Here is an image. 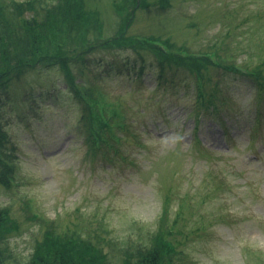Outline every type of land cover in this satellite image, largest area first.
Masks as SVG:
<instances>
[{
  "label": "rangeland",
  "instance_id": "obj_1",
  "mask_svg": "<svg viewBox=\"0 0 264 264\" xmlns=\"http://www.w3.org/2000/svg\"><path fill=\"white\" fill-rule=\"evenodd\" d=\"M90 6L113 32L110 0ZM149 36L169 38L179 55L182 46L192 53L213 47L245 75L264 63V0L154 4L136 12L126 34L132 44ZM132 44L103 52L101 82L74 79L97 86L102 117L122 137L113 150L91 154L82 106L58 70L28 71L8 88L0 122L13 157L0 210L18 226L4 245L9 262L25 264L53 230L94 245L100 238L105 264H122L167 225L174 252L163 264H264V89L210 65L205 93L218 102L196 118L193 75L181 67L160 75L156 56L137 54Z\"/></svg>",
  "mask_w": 264,
  "mask_h": 264
},
{
  "label": "trees",
  "instance_id": "obj_2",
  "mask_svg": "<svg viewBox=\"0 0 264 264\" xmlns=\"http://www.w3.org/2000/svg\"><path fill=\"white\" fill-rule=\"evenodd\" d=\"M95 1L97 0H0V109L10 85L28 71L56 69L69 85L74 99L82 106L79 121L87 130L84 141L88 142L92 155L101 153L104 149L113 150L114 143L122 138L116 129L109 126L112 118L107 120L102 117L101 95L93 83L104 80L98 75L103 63V52L128 45L129 42L132 44L134 39L128 41L126 34L134 22L136 12L147 10L154 4L159 9H167L171 5V0H158L156 3H149L148 0H110L116 23L113 22V32H108L102 13L90 6V2ZM131 48L137 54L140 51L153 53L158 59L157 69L160 75L165 68L172 67L185 68L193 75L198 103L196 118L205 116L210 109L215 110V102H218L213 93H205V85L210 79L204 72L210 65L217 64L224 73L249 78L252 85L264 89V74L261 73L264 63L253 68L254 70L245 68L244 75L235 70L239 68L235 63H222L219 54L211 51L213 47H209L210 51L207 52L192 53L182 46L178 48L183 55L181 56L174 53V44L169 38L149 36L142 41L137 40ZM136 69L138 74L135 77L139 78L143 66ZM133 71L132 76L136 74L135 67ZM254 71L260 73L256 79L249 76ZM87 77L93 80L87 82V85L74 82L75 78L84 80ZM121 112L115 111L114 115L121 119ZM2 125L0 122V169L4 167L0 171V183L7 184L10 183L7 173H10L11 168L6 160L10 163L13 155L6 154L8 137ZM6 213L0 210V264H12L4 245L8 235L18 228ZM165 213L164 209L159 224L165 223ZM172 229L167 225L157 229L148 249L127 251L122 264H163L174 252L169 239L173 234ZM73 234L61 236L53 230L52 233L47 231L25 264H105L108 259L99 245L100 238L94 245L78 234Z\"/></svg>",
  "mask_w": 264,
  "mask_h": 264
}]
</instances>
